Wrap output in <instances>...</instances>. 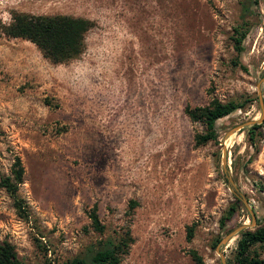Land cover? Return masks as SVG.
I'll return each mask as SVG.
<instances>
[{
  "label": "rangeland",
  "instance_id": "1",
  "mask_svg": "<svg viewBox=\"0 0 264 264\" xmlns=\"http://www.w3.org/2000/svg\"><path fill=\"white\" fill-rule=\"evenodd\" d=\"M246 6L254 0H0V181L16 159L24 170L23 210L0 187V244L24 264H66L100 240L129 237L121 264H196L192 252L221 264L212 243L230 206L228 230L250 225L244 199L264 225V127L256 149L243 129L225 140L260 118L259 103L220 120L219 143L201 146L204 125L184 113L257 96L264 2L255 14ZM15 12L95 26L78 59L52 64L2 34Z\"/></svg>",
  "mask_w": 264,
  "mask_h": 264
},
{
  "label": "trees",
  "instance_id": "2",
  "mask_svg": "<svg viewBox=\"0 0 264 264\" xmlns=\"http://www.w3.org/2000/svg\"><path fill=\"white\" fill-rule=\"evenodd\" d=\"M258 0H254L253 6H246L245 12L256 13ZM95 24L84 18L71 16H43L27 13H12L8 25L1 27V32L8 38H20L34 44L41 55L52 64H66L78 59L86 49L85 37ZM239 38L235 40L237 48L242 51V43L246 38L249 29L244 33L238 31ZM264 101V98H263ZM258 103V97L246 96L241 101H229L222 103L212 100L204 107H185L184 113L192 122H200L204 125V132L194 136L196 146L205 145L209 142L219 143V132L217 123L234 112L242 111ZM264 127V120L261 124H254L243 129L247 136L249 145L256 149V138L259 130ZM228 153V152H227ZM235 163V159H233ZM24 170L19 159L13 165L11 176L1 179L0 187L4 188L15 198L18 210H23L22 201L16 197L18 185L23 182ZM264 192V191H263ZM237 201L240 202L239 198ZM238 206L229 207L226 215L220 220L222 233L212 243L216 249L220 240L231 230H228V222L233 219ZM255 215L257 216L256 211ZM94 229L102 233L103 226L100 225L96 213L91 215ZM193 236V226L188 228L187 239ZM131 239L129 237L119 239L107 238L100 240L96 247L86 249L84 256L72 259L66 264H121L122 259L128 254ZM264 225H261L257 218L256 227L241 231L235 240V247L227 257V264H264ZM196 264H205L202 257L196 252L191 253ZM0 264H24L16 257L13 247L8 243L0 244Z\"/></svg>",
  "mask_w": 264,
  "mask_h": 264
},
{
  "label": "water",
  "instance_id": "3",
  "mask_svg": "<svg viewBox=\"0 0 264 264\" xmlns=\"http://www.w3.org/2000/svg\"><path fill=\"white\" fill-rule=\"evenodd\" d=\"M264 2V0H262ZM264 82V78L257 84V96H258V103H259V107H260V118L257 120H253V121H246L244 123H241L240 125H237L235 127H233L230 131H228V133L225 135V140L232 134L241 131L242 129L246 128V127H250L254 124H261L264 120V101H263V97H262V92H261V84ZM228 153L225 147H223V157H222V164H223V169L225 172H227V166H228ZM230 183L232 184V186L235 188V185L233 184L232 180L229 179ZM236 190V189H235ZM243 203L246 207V209L249 212L250 215V219H251V223L250 225L247 224H243V225H239L238 227H235L234 229H232L229 233H227L219 242V244L217 245L216 248V253L219 257V261L221 264H227V259L226 256L224 254L225 249L229 246L230 242L233 239H236L239 235V233L241 231L247 230L249 228H254L256 225V215L255 212L250 208V206L248 205V201L247 200H243Z\"/></svg>",
  "mask_w": 264,
  "mask_h": 264
},
{
  "label": "bare ground",
  "instance_id": "4",
  "mask_svg": "<svg viewBox=\"0 0 264 264\" xmlns=\"http://www.w3.org/2000/svg\"><path fill=\"white\" fill-rule=\"evenodd\" d=\"M232 241H233V240H232ZM232 241L230 242V244L232 243ZM230 244H229V245H230ZM228 247H229V246H228Z\"/></svg>",
  "mask_w": 264,
  "mask_h": 264
}]
</instances>
